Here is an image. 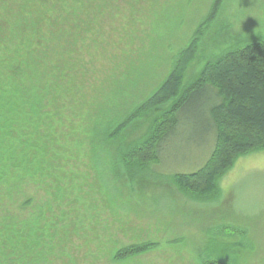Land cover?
Wrapping results in <instances>:
<instances>
[{"label": "rangeland", "instance_id": "obj_1", "mask_svg": "<svg viewBox=\"0 0 264 264\" xmlns=\"http://www.w3.org/2000/svg\"><path fill=\"white\" fill-rule=\"evenodd\" d=\"M78 1L41 4L50 13L42 47L56 64L53 71L60 69V87L71 86L66 93L78 99L76 108L86 122V127L78 125L80 141L59 150L65 162L53 158V165L46 163L47 184L63 171L58 185L62 191L55 186L53 192L34 190L22 215L25 220L35 217L44 209L38 203L49 200L52 210L45 220L33 223V234L44 236L49 222L67 230L70 244L62 247L58 241L55 253L47 246L44 256L52 264H264V150L237 157L216 179L214 190L208 187L202 194L197 178L190 180L201 190L194 182L181 185L169 172L191 173L203 165L210 148L204 130H186L171 141L159 167L131 171L130 177L122 167L115 169L117 150L145 145L153 120L167 112V104L148 108L111 144L92 130L106 119L135 115L165 82L194 35L199 39L185 67L184 83L194 81L207 63L223 54L264 39V0H221L212 19L216 0ZM5 3L15 17L21 14L19 0ZM56 28L61 31L56 33ZM34 49L30 57L42 59L44 49ZM73 225L80 231L71 235ZM147 242L156 247L113 260L120 249ZM3 245L0 264H32L29 256L13 254V245Z\"/></svg>", "mask_w": 264, "mask_h": 264}, {"label": "trees", "instance_id": "obj_2", "mask_svg": "<svg viewBox=\"0 0 264 264\" xmlns=\"http://www.w3.org/2000/svg\"><path fill=\"white\" fill-rule=\"evenodd\" d=\"M19 1L21 14L15 17L6 9L5 0H0V214H4L0 216V244L2 247L3 244L12 246L15 242L13 254L29 256L32 264L38 259L43 264H52V259L49 261L48 256H44L47 246L50 252L55 253L59 242L66 247L70 241L67 242V230L63 231L61 225L57 227L53 222H49L44 236L33 234V223L45 220V213L52 210L49 200L38 203L45 211L39 208L35 217L32 215L25 220L22 215L31 204L34 190L36 194L39 190L53 192V186L58 190L61 188L58 185L63 171L54 175L48 185L45 177L49 174L48 167L53 165V158L65 162L59 150L67 143L73 146L80 141L78 125L86 122L80 115V108H76L78 99L66 93L71 86L66 84L64 90L63 86L60 87L56 78L60 69L53 71L56 64L52 63L50 52L46 55V49L42 47L47 34L45 17L50 13L41 4L46 5L47 0ZM78 3L82 4L81 1ZM220 3L221 0H216L209 19L213 18L211 15H215ZM198 36L194 35L191 45L175 61L174 69L165 82L135 115L119 120V117L106 119L102 127L92 130H98L97 134L103 135L104 143L111 144L148 108L167 104V112L160 119L153 120L145 145L136 146L133 150L128 148L125 152L117 150L115 169L122 167L130 177L134 171L143 173L145 169L159 167L163 162V150L171 141L181 138L186 130L191 134L204 130L210 137V148L203 165L191 173L169 172L175 180L181 181V185L182 182L189 185L197 178L203 190L198 183L193 185L204 194L208 187L214 190L216 179L237 157L253 150H264V39L223 54L214 62L207 63L194 81L184 83L185 67L192 60L189 58L195 52ZM34 46L44 49L40 51L42 59L30 57L36 53ZM28 63L33 69L30 76ZM94 118L88 116L90 122H94ZM89 139L93 140V137ZM136 158L140 161L136 162ZM76 231L80 230L73 225L72 231L68 232L72 235ZM43 239L46 242L42 245L39 241ZM155 247L149 242L129 246L116 252L113 260L143 255Z\"/></svg>", "mask_w": 264, "mask_h": 264}]
</instances>
